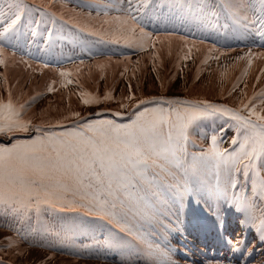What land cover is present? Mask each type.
<instances>
[{
    "label": "snow or ice",
    "instance_id": "snow-or-ice-1",
    "mask_svg": "<svg viewBox=\"0 0 264 264\" xmlns=\"http://www.w3.org/2000/svg\"><path fill=\"white\" fill-rule=\"evenodd\" d=\"M149 4L150 0H94L89 6L97 8V18L99 10L103 9L104 19L99 28L89 31V35L104 43L117 44L121 39H127L129 32L134 37L138 30L141 39L136 46L144 50L150 42L154 43L152 33L143 26L149 16ZM164 8L168 9V18L178 20L191 33L193 45H205L204 39L197 40V33L203 36L224 18L231 22L229 27L237 40L250 39L253 45L264 47V0H167L161 5V10ZM109 9H115L118 15L110 16ZM34 13L55 17L43 4L0 0V65L5 68L9 59L6 46L20 47L23 19L27 16L31 22ZM109 35L111 38H106ZM172 35L174 33H169L168 38ZM178 39L188 43L187 36L180 35ZM126 46L133 45L128 43ZM217 51L216 45L212 44L210 54ZM253 56L264 60V52L254 53L251 48L235 59L246 60L250 66ZM11 58L14 59V53ZM181 58H191V49L187 57ZM208 58L205 56L202 63L206 64ZM214 58L219 60L220 57L214 55ZM247 72L246 67L243 74ZM260 72L264 74V68ZM65 75L60 72V76ZM54 83L47 85L48 92L55 91ZM238 87L234 84L229 96ZM246 88L245 84L244 89H239L240 98L229 107L207 100H136L129 85V95L119 102L121 109H136L134 119L129 123L120 124L113 119L86 120L80 113L72 112L55 125L45 126L25 118L29 101L21 102L9 87L7 97H0V208L14 217L29 215L33 210L39 212L44 205L53 211H74L76 201L65 202L72 195L85 201L90 199L109 216L126 219L129 215L134 218L139 215L151 222L161 215L157 201L169 189L175 188L177 191L173 194L181 200L184 193L201 189L209 198H218L226 191V186L236 187L235 173L242 171L246 177L250 173L255 176L258 163L264 169V88L258 94L254 92L252 97L247 95ZM39 95L41 93H37ZM80 96L84 105L101 102L100 97L89 93L82 92ZM35 99L31 97V100ZM111 99V93L106 91L103 100ZM125 99L130 103L125 104ZM148 104L158 106L149 108L146 107ZM164 104L169 107L165 109ZM176 105L185 107L183 115L174 119L173 113L180 112L174 107ZM113 115L122 116L123 113L116 111ZM202 117L222 118L223 125L218 133L213 132L209 146L191 153V162H188L190 129ZM69 120L74 127H65ZM53 127L64 130L52 131ZM228 128L236 132L231 138V144L238 145L234 150L222 146ZM31 133L35 134L18 138L20 134ZM205 138H208L207 134ZM178 169L184 172L179 182L176 180ZM209 174L215 183L208 179ZM185 178L191 179V185ZM253 190L252 199L236 197L234 204L244 215L243 223L256 227L261 242H264V208L257 210L255 202L257 194L264 196V177L258 183L254 181ZM125 231L131 233V229ZM136 235L143 240L139 231ZM27 239L26 234L22 236L18 231L15 236L4 237L3 243L9 250L15 249V255L24 256L20 242ZM123 242L124 237H121L110 245L120 247ZM227 242L231 243L232 251L240 250L242 241L239 238L232 241L230 237ZM136 255H142L146 264H172L168 251L162 250L159 244L148 242L147 247L138 249ZM0 264H4L2 259Z\"/></svg>",
    "mask_w": 264,
    "mask_h": 264
},
{
    "label": "rangeland",
    "instance_id": "rangeland-1",
    "mask_svg": "<svg viewBox=\"0 0 264 264\" xmlns=\"http://www.w3.org/2000/svg\"><path fill=\"white\" fill-rule=\"evenodd\" d=\"M83 1H86V3H81L80 10L74 8V5L79 7L75 2L71 3L67 1V3L71 5L68 4L70 8L66 10H69L71 15L75 13L83 19L79 22V25H77L76 22L78 19L77 17L70 20L68 17L62 16V18L65 19V21L63 20L64 22H62L60 20L61 17L57 18L56 15L55 17L51 15L41 17L39 13H34L31 17V22H29L27 16L23 19V26L20 28L22 32L19 36L20 47L17 48V50L6 47L7 57L12 59L11 57L14 53V59L18 61L12 62L8 59L7 68L3 65L2 67L0 66V97L6 98L8 95L9 88L5 83V75L8 74V78H12V94L15 97H19L21 102L25 100L29 101V106L25 112V118H30L35 124H44L45 126L48 124L55 125L57 121L62 120L66 116H70L72 112L80 113L86 120L113 119L116 123H129L134 119L136 109L122 116H114L112 112L110 113L111 115L109 113L99 112L100 115L105 117L100 118L93 108V106H95L94 104L84 105L81 102V96L78 91L82 89V92L89 93L91 96L100 97L101 102L103 101L101 104H105L110 110H113L109 103L103 100L105 92H110L112 96H117L118 94L128 96L130 85L132 95L136 94L135 86L138 80H140V66L144 65V67L149 68V70H154L155 65V70L157 71L162 67V59L171 60L172 65L168 73L169 76H171V74L172 76L169 81L168 91L173 89L175 92L171 91L174 95L169 97L160 96L159 100H207L213 104L218 103L219 105H228L232 107L240 98L239 89H244L245 84L247 85L245 91L249 97H252L254 92L258 94L260 90L264 88V86H262L261 89L255 91L258 87V83L261 84L262 82V79H259L257 82L259 74L256 75L255 70L259 65L260 68H264V60L253 56L252 64L249 66L246 60L237 61L235 59L238 56H244L245 53L249 51V48H251L254 53H261L264 52V47L253 45L250 39L237 40L235 38V33L224 18H221L219 24L212 29L219 32L218 34H208L214 33L212 30L206 32L203 36L197 33V40L204 39L206 44L193 45L191 43L192 40L189 39V31L183 28L178 20L168 18L167 8L161 10V5L165 4L167 0H150L149 16L143 21V26L146 31L152 33V41H154V43L150 42L145 46L144 50L138 49L136 45L141 39L138 30L134 37L131 32H129L127 34V39H121L120 43L117 44L110 43V46L115 50L110 53H114L119 59V66L122 65L127 67L126 73L121 75L120 72L117 78L113 79V82L112 79H110V75L101 77L97 74L98 76L95 75L93 79H91L85 74L83 78L84 85H77L74 79L71 80L68 78V73L65 72L66 75L63 77L60 76L62 69L65 68L66 70L68 67L64 66V68L60 69L61 62H57L56 58H59L60 54L67 52L66 49H62L66 46V43L59 37L61 34H79L78 31H80L86 32L85 39L100 40L96 36L89 35V31L93 28H99L104 19V10H99L100 15L99 18H97V8L89 6L94 4V0ZM27 2L29 5L33 3L43 4L47 7L49 13H53V11L60 9V5L55 7L56 10L50 9V6L45 5L44 0H27ZM108 11L110 16L118 15L115 9H109ZM156 22L158 23L157 26H155ZM50 24L52 33H49L48 29ZM80 26L84 31L79 29ZM105 27H107V25H105ZM172 27L175 28V30H173ZM33 32H35V35H33ZM30 33H32V36L36 39V46L32 43V36ZM58 33L61 34L58 35ZM169 33H174V35L168 38ZM180 35L187 36L188 43L185 44L184 41L179 39L178 41H181L179 46L171 44L172 41L176 43V39ZM219 35H223L224 38H219ZM109 36L106 38H109ZM190 36L192 39V35ZM157 37H159V39H157ZM58 43L61 44L60 48L55 50L56 53L50 51L46 46H58ZM128 43H131L133 46L127 47L126 44ZM212 44H215L218 49L214 55L220 58L214 62L212 60L214 56L209 53L208 57L209 55H211V57L208 58L206 64L201 62L199 71L197 72L198 75L208 74L209 79H211L213 77L211 75L215 73L214 76L220 77V74H217L212 67V65L215 67V65L218 64L217 66L220 67V70L223 71L224 74L226 73L225 75L228 77L230 66L231 74H233L237 65L239 63H244L243 72L244 68L247 67V74H243L242 72V75H235L234 80L231 82V85H239L238 90L233 92L231 96H225L227 92H225V88L221 89V84L217 80L213 81L214 85L210 87L200 79V81L198 80L199 82L192 81V86L188 85L185 89L173 86L177 80L175 77L185 71L186 67L192 65L193 62L195 63L197 59L196 56L193 57L192 51L191 58L181 57H187L189 55V49L196 51L197 48L200 50L202 46L210 48ZM104 45H106V43L102 41L100 44H97L100 48ZM177 47L179 49L178 54L171 56L169 51ZM221 53H223V55H221ZM98 56L100 57L99 59H101V56ZM143 56L146 57L145 64L141 63ZM40 57H43L44 64L48 62L50 63L49 66L56 67L48 68L49 70H57V72H52L51 75L54 73L58 74V78L55 79L54 83V85L58 87L56 86L53 92H48L46 90L48 82L43 78H39L41 67L33 68L34 63L40 61ZM76 57H72L70 61L74 62ZM22 60L26 61V63L24 62L23 64V62H21ZM107 61L115 62L112 60ZM219 61L222 62L223 66L220 65ZM94 62L101 61L95 60ZM27 63L31 65L26 66ZM82 64L86 66L85 62ZM20 69L24 70V73L21 80L16 83V73L17 70ZM32 76L35 78V89L34 92L29 95V98H27L28 94L25 86L28 79ZM49 77L52 79L50 75ZM237 78H239V80H237ZM53 82L52 79L50 83ZM162 86L163 81H158L157 87L161 90ZM37 93H41V95L37 96ZM165 93H167V91ZM31 97H36V99L33 101ZM119 102V99H117L116 103ZM156 106L158 105H146V107L149 108ZM162 106L165 109L169 107L167 104ZM174 107L180 109L178 114L173 113V118L175 119L177 115H183L185 105H176ZM42 110H44L43 113ZM117 111L121 113L124 112L123 109H117ZM221 125H223V119L216 117H202L195 121L190 129L191 136L188 144L189 155L186 157L188 162H191V153L200 152L202 149L209 146L211 135L213 132L218 133ZM224 126L227 127L226 125ZM65 127H74L72 120H69L65 124ZM51 130L60 132L63 131L64 128L53 127ZM34 134L35 133L20 134L21 136L18 138L25 139L28 138L26 135ZM205 134H207V139L205 138ZM235 135V130L228 128L223 137L222 146L229 150H234V148L238 147V145L234 146L227 142L231 141V138ZM194 145H197V147H194ZM180 171L184 174L182 169H180ZM249 175L250 176L247 177L245 176L244 180L239 178L240 184L235 188L230 185L226 186V191L218 198H209L207 193L202 190V194L193 192V194L197 193L195 194V200L187 193L183 194V199L181 200L173 194L175 188L169 189L164 195H161L157 201L158 211L161 215L151 222L146 221L139 215L135 218L129 215L126 219H121L119 216H109L90 199L85 201L81 200L79 196L73 197L72 195H69L65 202L67 203L75 200L76 207L74 211H53L47 205H44L39 212L33 210L29 215L14 217L11 213H5V211L0 208V259L4 261V264H136L137 260H139V264H146L144 257L142 255L137 256L136 252L138 249L146 248L147 243L150 242L152 244H159L162 250H167L172 264H206L200 259H197V262H190L187 256L189 255V252L186 250L188 249L187 246L193 242L196 236L198 237L205 231L214 230L218 233L217 226L223 224L225 220L233 218L235 215H238L242 221H244V215L237 210L234 199L236 197L245 196L249 199L252 198V189L242 187V184L244 183L249 186L251 184L250 180L254 183L256 178H258V180L262 178L263 174L259 171L258 164L255 176H253L252 173ZM178 178L179 174H177L176 180H178ZM208 179L211 180L214 178L209 174ZM191 183L192 181H190V184ZM71 215H76V218L71 220ZM243 224L245 227L252 230L251 233H245L244 235L245 239L248 241L239 251H232L231 259L219 264H261V262L264 261V242H261L256 227L251 224ZM141 225H143V227H141ZM233 228L234 231H228L227 228H220L221 233L226 232V235H228L227 241H229L230 237L231 240L234 241L239 236L238 228ZM126 229H131V233L125 231ZM18 231L20 235L23 236L26 234L28 237L26 241L20 242V247L25 250L24 256L15 255V249L9 250L8 245L3 243L4 237L15 236ZM137 231L143 236V240L136 235ZM121 237H124L122 246L116 247L115 245H110V242L117 241ZM229 243L230 242H227V244ZM59 244L61 246H58ZM222 244H226V242ZM222 250L223 248L219 250V254L222 253ZM242 254L249 256V262L240 263L236 261V258H239Z\"/></svg>",
    "mask_w": 264,
    "mask_h": 264
},
{
    "label": "bare ground",
    "instance_id": "bare-ground-1",
    "mask_svg": "<svg viewBox=\"0 0 264 264\" xmlns=\"http://www.w3.org/2000/svg\"><path fill=\"white\" fill-rule=\"evenodd\" d=\"M77 5H79V7L78 6H75L74 4V8H76V10H80V7H81V3H86V1H83V0H78V2H75ZM47 6V5H46ZM47 8V7H46ZM70 7H68V5H65L64 7H61L59 10H57V11H53V13L56 15V17L57 18H60V20L62 21V22H64L65 21V19L64 18H62V16H64V17H68L70 20H72L74 17H77L78 19H77V25H79V22L80 21H82L83 19L81 18V16H79L78 14H73V15H71V12L69 11V10H66V9H69ZM64 20V21H63ZM228 24H230L231 22L229 21V22H227ZM72 26V25H71ZM73 27V26H72ZM173 28V27H172ZM48 29H49V33L51 32V24L48 26ZM80 30L81 29H83L81 26H80V28H79ZM173 30H175V28H173ZM82 31V30H81ZM84 31V30H83ZM213 32H216V30H212ZM22 31L20 30V33H21ZM52 33V32H51ZM78 33L79 34H82V35H79V34H72V33H68V34H64V35H62L61 33H58V35L59 34H61L59 37H61L62 39H63V41H65L66 42V49H68V50H78L79 51V53L77 54V57H76V61H79V59L80 60H83V59H90L91 61H94V60H96V59H99V57L96 55V53H95V50L94 49H96V46H97V44H100V42H101V40H96V39H85V33L84 32H80V31H78ZM32 34V33H31ZM188 35H189V39L190 40H192L191 39V33L190 32H188ZM109 38H111L110 36H109ZM219 38H224V36L223 35H219ZM217 40H220V39H217ZM32 42L35 44V46H36V39L33 37V40H32ZM166 42V41H165ZM18 43H20L19 41H18ZM171 44H176L177 46H179V43L178 42H174L173 43V41H172V43ZM48 48H49V50L50 51H52L53 53H56L55 52V50H57L58 48H59V46H50V45H46ZM6 47H8L9 49H12V50H17V48L16 49H13L11 46H6ZM181 47V46H180ZM205 47V46H204ZM189 49V48H188ZM192 51V50H191ZM179 52V49H178V47H177V50L176 51H173L172 53H173V55L175 56V55H177V53ZM210 52H209V48H207V47H205V49H203V50H199V51H196V54H194L193 53V51H192V55L194 56V55H196L197 56V59H196V61H195V63L193 62V64L195 65V66H193V68H192V72H193V75H192V79H196V77L194 76V74L200 79V80H202V81H204L205 83H207L208 85H209V87L210 86H213L214 85V82L213 81H218L220 84H221V89L222 88H225V92H227L226 94H225V96L227 95H229L228 93H229V91L232 89V87H233V85H231V82L234 80V78H235V75L236 76H239V75H242V72H243V66H244V63L243 64H238L237 65V67H236V69H235V71H233L234 73L233 74H231V66H230V70H228L229 71V73H228V77L223 73V71H221L220 70V67H218L217 65H215V67L212 65V64H210V65H212V67L214 68L213 70L217 73V74H220V77H216V76H214V74L213 75H211V76H213L211 79H209V76H208V74H205V75H198V69H199V66H200V64H201V62L204 60V57L205 56H208V54H209ZM64 54H66V53H64ZM64 54H60L59 55V58H58V60H57V62H61V60H64L65 59V57H64ZM216 54V53H215ZM85 55V56H84ZM213 56H214V54H212ZM110 58H111V60H119L117 57H116V55L114 54V53H111V55L109 56ZM211 57V55H209V58ZM33 59H36V58H33ZM43 59V57H40V60H42ZM214 62L216 61V59L214 58V59H212ZM211 61V60H210ZM214 62H212V63H214ZM219 63H220V65H222V62L221 61H219ZM209 65V66H210ZM205 66V65H204ZM223 66V65H222ZM34 67H40V66H35L34 65ZM203 68V67H202ZM29 69V68H28ZM147 69H149V68H147ZM228 69V68H227ZM260 65H259V67L258 68H256V70H255V74L256 75H258L259 74V79H262V82H261V84H259L258 83V87L256 88V90L255 91H258L259 89H261V87L262 86H264V74H262L261 72H260ZM26 70H27V67H26ZM216 70H220V71H216ZM148 72V71H147ZM23 73H24V70H22V69H20V70H17V73H16V83L17 82H19L20 80H21V78H22V75H23ZM223 75H222V74ZM210 75V74H209ZM13 77V76H12ZM15 77V76H14ZM199 80V81H200ZM5 81H7V86H8V88L9 87H11L12 86V78H8V74H6L5 75ZM146 81L148 82V83H150V84H155L154 82H155V79H154V77H153V75L151 74V73H148L147 74V78H146ZM198 81V82H199ZM206 81H208V82H206ZM176 86H178V87H180V88H182V89H185L189 84L188 83H186L184 80H180V79H177L176 81ZM257 82H258V80H257ZM210 83V84H209ZM35 78L32 76V77H30L29 79H28V82L26 83V86H25V88H26V92H27V94H28V97L27 98H29V95L31 94V93H33L34 92V89H35ZM218 84V83H217ZM175 86V85H174ZM199 87V86H198ZM202 88H203V86H202ZM32 89V90H31ZM216 89V88H215ZM220 89V90H221ZM204 90V89H203ZM171 91H173V92H175L173 89H171L169 92H167V93H163V94H156L155 92H151L149 95H148V97L151 99L152 97L153 98H155L156 100H159V97L160 96H171V95H173L174 93H172ZM26 94V95H27ZM186 96H187V94H186ZM210 98H212V97H210ZM230 98V97H229ZM146 99V98H145ZM218 104V103H217ZM93 108L95 109V112L96 113H99V112H103V113H114V112H116L117 110H110L108 107H107V105H105V104H98V105H95V106H93ZM135 108H125V109H123L124 110V112H123V115L124 114H127V113H130V112H132L133 110H134ZM85 110H87V109H85ZM111 115V114H110ZM95 117V116H94ZM94 117H91V118H94ZM98 117H100V118H105L104 116H102V115H98ZM90 118V119H91ZM19 136H21V135H19ZM26 136H29V135H26ZM5 139V141H7V138L5 137L4 138ZM227 142H229V144L231 143V141H227ZM195 147H197V145H194ZM258 167H259V171L263 174L262 175V177H264V169H261L260 168V166H259V163H258ZM235 175V179H236V181H237V184H236V186H239V184H240V180H239V178L241 179V180H244V177H245V175L243 174V172L241 171V172H239V173H235L234 174ZM248 176H250V175H248ZM257 183L260 181V180H258V178H256V180H255ZM250 185L248 186V185H246V184H242V187H247L248 189H252V194H251V196H252V198H253V196H254V190H253V183L251 182V180H250ZM201 191H202V189H201ZM202 194V193H201ZM185 196V195H184ZM190 196V195H189ZM192 196V198H193V200H195V195H191ZM252 198H250V199H252ZM189 200V199H188ZM180 201V200H179ZM190 201V200H189ZM181 202V201H180ZM255 202H256V205H257V210H259L260 208H264V196H260V195H256L255 196ZM65 211H67V210H65ZM64 211V212H65ZM189 211V210H188ZM74 218H76V215H71V220H73ZM177 238V237H176ZM58 246H61L60 244L58 245ZM89 255H93V254H89ZM219 255H222V253H220ZM201 262V261H200ZM204 262V261H203Z\"/></svg>",
    "mask_w": 264,
    "mask_h": 264
},
{
    "label": "crops",
    "instance_id": "crops-1",
    "mask_svg": "<svg viewBox=\"0 0 264 264\" xmlns=\"http://www.w3.org/2000/svg\"><path fill=\"white\" fill-rule=\"evenodd\" d=\"M67 1H70L71 3L72 2H78V0H51V2L44 0L45 5L50 6V9L52 8L54 10H56L55 7H57L58 5H60L59 8L64 7L65 5H68L69 3H67ZM69 5H71V4H69ZM69 5H68V7H70ZM57 10H59V9H57ZM178 40L179 39L177 38L176 42H178L180 44L181 41H178ZM106 47H101V48L105 49ZM203 49H205L204 46H202L200 48V50H203ZM176 50H177V48L170 50L169 54L171 56H174L172 52L176 51ZM192 51H193L194 54H196L197 50L196 51L192 50ZM78 53H79L78 50H73V52H68L67 51L66 54H64L65 59L61 60V63H60V67H61L60 69L64 68V66L68 67V69L65 70V68H64V69H62V71L68 73L69 74L68 78L71 79V80L74 79L76 81L77 85H81V86L84 85L83 78H84L85 74L88 75L91 79H93V76H95L97 74L99 76H101V77H104L105 75L106 76L110 75V79H112V82H113V79L117 78V76H118V74L120 72H121V75L123 73H126L127 67L122 66V65L119 66L120 65L119 64V60H112V61H115L116 63L115 62H111V61H107V60H111V58L109 57L111 55V53H102V50L96 51V55L97 56L100 55L101 59H102V60L101 59H96V60H100L101 62H94L95 60L91 61L90 59H83V60L79 59V61L74 60V62H71L70 61L71 58L73 56H77ZM71 54H73V56ZM195 56L196 55H194L193 57H195ZM196 58H197V56H196ZM9 60L12 61V62H17L18 61L17 59H9ZM145 60H146V57L143 56V58L141 60V63L145 64ZM83 62L86 63V66L82 64ZM161 62H162V67L159 68L157 71L156 70H152V69L149 70L146 67H144V65L140 66V69H141V71H140V80H138L137 85L135 86L136 94H133V96L135 97L136 100L145 99V98L146 99H150L148 97V95L151 92H155L156 94H163L166 91L169 92L168 91V86L170 84L169 81H170V78H171L172 74H171V76H169L168 72H169V70L171 68L172 63H171L170 59H167V60L162 59ZM23 64H24V62H23ZM28 65H30V64L27 63L26 66H28ZM0 66L2 67V65H0ZM193 66H195V65L192 64V65H189L188 67H186V70L183 71L181 74L177 75L175 77V79L184 80L186 83H188L189 85L192 86V81H198L199 80V78L195 74H194V76L196 77V79H192V75H193L192 68H193ZM33 68H34V66H33ZM50 68H53V67H50ZM54 68H56V67H54ZM52 72H57V70H55V69L54 70L53 69L49 70L48 67H41L40 73H39V78H43L44 80H46L48 82V84H50V81L52 79L55 82V79L58 78V74L54 73L53 75H51ZM148 73H151L153 75V77L155 79V82H154L155 84L154 85L150 84V83H148L146 81ZM49 75L52 77V79L49 77ZM160 80L163 81V86H162L161 90L157 87V82L160 81ZM174 85L176 86V82L173 84V86ZM56 86L57 85H54L55 89H56ZM133 87H134V85H133ZM163 90H165V91H163ZM78 93L81 94L82 93V89H80L78 91ZM112 97H113V99L105 101V102L109 103L110 107H112L114 110H117V109H121V108L119 107V103H116V100L119 99V101H121L122 98L127 97V96L118 94L117 96L114 95ZM102 102H100V103H102ZM123 102L125 104H129L130 103L126 99ZM100 103H95L94 105H97V104H100ZM177 172L179 174V178H178L177 181L179 182L180 181V177H183L184 174L180 171V169H178ZM185 179H188L189 180V185H191L190 184L191 179L190 178H185ZM211 181L213 183H215L214 179H211ZM175 191H177V190L175 189ZM199 193L200 194L202 193L201 190L199 191ZM187 194L188 195H195L197 193L193 194V191H189V192H187ZM69 221H67V222H69Z\"/></svg>",
    "mask_w": 264,
    "mask_h": 264
}]
</instances>
